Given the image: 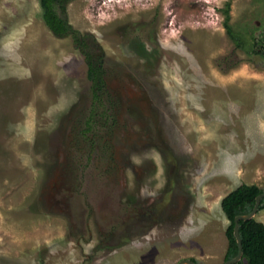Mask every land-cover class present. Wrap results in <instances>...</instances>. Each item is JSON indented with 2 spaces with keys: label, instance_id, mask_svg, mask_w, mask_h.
Listing matches in <instances>:
<instances>
[{
  "label": "rangeland",
  "instance_id": "obj_1",
  "mask_svg": "<svg viewBox=\"0 0 264 264\" xmlns=\"http://www.w3.org/2000/svg\"><path fill=\"white\" fill-rule=\"evenodd\" d=\"M66 7L102 56L94 114L73 38L0 0V264H226L222 200L264 190V0Z\"/></svg>",
  "mask_w": 264,
  "mask_h": 264
},
{
  "label": "trees",
  "instance_id": "obj_2",
  "mask_svg": "<svg viewBox=\"0 0 264 264\" xmlns=\"http://www.w3.org/2000/svg\"><path fill=\"white\" fill-rule=\"evenodd\" d=\"M71 1L73 0H40V3L43 9V18L47 27L60 38L71 36L76 47L86 58L88 64L87 77L91 83V114H94L97 105L104 104V93H106L107 87L105 77L106 72L102 67V56L91 52V49H93L90 47L92 41L89 42L86 37H81V35L69 24L65 16H63L67 4ZM225 14V28L227 34L235 42L238 48H243L242 42L234 33L233 27L229 22V5H227ZM253 41L254 42L248 52L264 57V38L259 35H253ZM91 46H94V44ZM262 193H264V190L257 185L242 184L222 200V211L229 221V225L226 229V237L228 240V248L225 255L226 261L234 259L239 253V243L234 234L235 218L239 215H247L251 213L255 207L256 198ZM263 210L264 198L261 200L258 212ZM239 233L241 237L243 257L236 264H264V223L259 222L256 218L248 221H240ZM191 260L196 263L194 259Z\"/></svg>",
  "mask_w": 264,
  "mask_h": 264
},
{
  "label": "water",
  "instance_id": "obj_3",
  "mask_svg": "<svg viewBox=\"0 0 264 264\" xmlns=\"http://www.w3.org/2000/svg\"><path fill=\"white\" fill-rule=\"evenodd\" d=\"M263 198H264V193H262L261 195H259L256 198V204H255V207H254V209H253V211L251 213H249L247 215H239V216H237L235 218L234 234H235L236 239H237V241L239 243V253H238L237 257H235L234 259H232L230 261H227L226 264H236L242 259L243 250H242L241 237H240V233H239V223H240V221H248V220L256 218V215L258 213L259 205H260L261 200ZM177 264H197V263H195L191 259H184V260L180 261Z\"/></svg>",
  "mask_w": 264,
  "mask_h": 264
}]
</instances>
